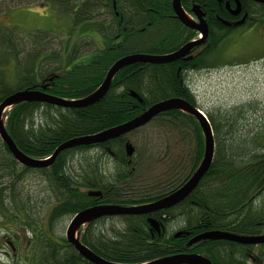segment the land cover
I'll list each match as a JSON object with an SVG mask.
<instances>
[{"label":"trees","instance_id":"16d2710c","mask_svg":"<svg viewBox=\"0 0 264 264\" xmlns=\"http://www.w3.org/2000/svg\"><path fill=\"white\" fill-rule=\"evenodd\" d=\"M171 1L49 0L47 3L70 21L72 29L67 36L80 26L96 34L95 38L86 37L81 47L77 48L79 43L75 41L71 52H66L64 43L58 50L46 48L53 39L49 34H38L43 38L38 42L26 39L31 45L27 47L24 43L18 45L14 32L0 29V67L10 64L12 68L8 77L0 70V103L25 90L80 100L102 84L110 67L120 58L174 53L196 33L185 39L181 30L176 32L175 24L159 23L161 13L171 14ZM10 2L16 7L24 5L23 0ZM199 2H204L206 8L209 3V10L219 12L212 0ZM223 38L210 37L209 48L206 46L196 55L193 68L181 61L136 63L123 68L112 79L106 95L86 108L21 103L5 114L7 134L33 160L50 158L71 139L122 125L161 101L182 99L205 114L213 131L215 150L212 165L198 186L182 203L152 215L160 225L159 234L144 216L104 219L80 230V243L99 258L115 264H145L179 254H196L212 264H264V244L252 246L212 239L192 242L212 232L246 237L264 235V110L254 121L244 119L245 112L255 110L253 105L207 112L198 105L186 83L187 74L207 69V61L212 60L214 56H210ZM73 62L76 63L69 68ZM148 125L177 134L181 141L190 142L193 149L188 167L178 162L172 168L168 166L163 186L157 184L153 193L139 199L123 195L145 167L138 149L132 147L134 154L127 155L128 137L64 151L51 166L42 169L20 166L4 144L0 147L3 210L6 217L13 215L10 211L18 213V227L29 234L32 246L35 244L36 264L41 259H50V264H82L74 248L64 238L54 236V227L61 219L98 205L137 206L154 202L177 190L192 176L204 148L197 121L184 112L169 111ZM89 151L97 153L88 159H75L77 154ZM105 165L110 166L107 171ZM31 173L41 180L46 194L41 226L34 224L33 217L39 218L41 213H32L31 197L19 190L24 177Z\"/></svg>","mask_w":264,"mask_h":264},{"label":"rangeland","instance_id":"374dc122","mask_svg":"<svg viewBox=\"0 0 264 264\" xmlns=\"http://www.w3.org/2000/svg\"><path fill=\"white\" fill-rule=\"evenodd\" d=\"M23 1V6L16 7L12 6L10 0H0V29L14 32L13 36L18 45L24 43L27 47H31L26 39L38 42L43 39L38 34H49L53 39L48 42L46 48L58 50L64 43L66 52H71L75 41L79 43L78 48L86 42V37L96 36L93 31H85L81 26L74 28L70 36H67L72 29L71 23L68 18L61 16L52 4L47 3L49 0ZM19 38L23 41L19 42ZM239 38L225 40L220 44L212 58L213 61L220 62L218 66L187 74L186 83L196 97L198 105L207 112L227 111L235 107L253 105L255 110L250 113L245 112L244 119L254 121L261 116L264 110V42L257 36ZM99 41H96L98 45L101 43ZM75 63L73 62L69 68ZM0 70L4 71L6 77L12 75L10 64L0 67ZM127 137L130 146L138 149L144 157L145 167L142 168L136 180L124 190L123 195L126 198L146 197L153 193L157 184L162 187V179L168 173V166L172 168L175 162L183 163L185 167H188V159L193 147L190 142L181 141L177 134L166 133L158 125H147ZM95 153L97 152L89 151L84 155L77 154L75 159L82 158V156L88 159ZM109 167L105 165L104 171H107ZM19 190L26 197H31L29 208L32 207V213L34 215L41 213L39 218L33 216L34 224L38 223L41 226V221L44 220L42 206L46 195L43 183L34 173H31L24 177ZM10 212L13 215L10 213V216L6 217L5 211H2L0 225L3 226L4 232H14L18 236L14 240H20L22 243L20 248H22L29 234L24 230H12V226L19 223V215L16 210ZM70 220L71 218L61 219L54 227V236L65 239ZM9 235L12 237V234Z\"/></svg>","mask_w":264,"mask_h":264},{"label":"water","instance_id":"95a60500","mask_svg":"<svg viewBox=\"0 0 264 264\" xmlns=\"http://www.w3.org/2000/svg\"><path fill=\"white\" fill-rule=\"evenodd\" d=\"M173 11L176 14L180 22L189 27L194 28L202 37H206L207 28L205 24H200L198 26H192L188 20L185 18L183 11L181 9L180 0H172ZM203 38V39H204ZM202 40L188 43L180 50L164 55V56H148V55H130L123 57L116 61L108 70L102 84L89 96L80 100H64L59 99L40 91L35 90H25L18 91L7 98H5L0 103V140L6 146L7 150L11 154L12 158L17 164L22 167L29 169H42L48 168L55 161L56 157L67 150H71L77 147H88L98 144H104L108 141H113L121 137H127L129 134L137 131L150 122L156 119L159 115L169 112V111H181L190 116H192L198 123L204 142L203 156L200 164L198 165L192 176L177 190L171 192L170 194L150 203L137 205V206H117V205H99L87 208L75 216H73L67 226L65 232V241L71 245L74 250L85 260L91 264H115L107 262L95 254H93L88 248L80 243L78 240V233L81 228L90 224L96 220L102 218L111 217H122V216H149L153 213L171 209L178 204L182 203L198 186L201 179L207 173L212 165L214 159V137L211 125L207 120L204 113H202L196 107H193L188 102L182 99H169L161 101L154 104L143 112L138 117L122 124L117 127L102 131L100 133L84 136L80 138L71 139L69 141L61 144L51 155L50 158L45 160H33L26 155H24L17 146L13 143L9 135L5 130L4 117L9 110L15 105L21 103H41L50 105L62 109H80L86 108L88 106L98 103L108 92L110 83L114 76L123 68L136 63L142 64H166L177 61L184 56L188 55L194 47L200 45ZM133 148L130 144L126 146V152L128 156L133 153ZM151 228L159 233L160 225L153 218L147 219ZM226 240L242 245H260L264 244V235L246 237V236H236L226 233L212 232L203 234L201 236L193 239L192 242H198L200 240ZM145 264H212L208 259L201 255L196 254H179L170 257H165Z\"/></svg>","mask_w":264,"mask_h":264},{"label":"flooded vegetation","instance_id":"af4514ba","mask_svg":"<svg viewBox=\"0 0 264 264\" xmlns=\"http://www.w3.org/2000/svg\"><path fill=\"white\" fill-rule=\"evenodd\" d=\"M212 1L215 3L214 5H217L219 12H214L209 10L208 9L209 3H207V8H206V4L204 2L200 3L199 0H180V5L183 14L192 26H198L202 23L205 24L207 28V35L205 38L202 37V35L198 33L194 28H189L180 22V20L177 18L176 14L173 11L172 1L170 5L171 14L165 15L161 13L159 15V20H158L159 23L166 25H169L171 23L175 24L177 26L176 32H179L181 30L180 32L183 33L185 39L188 38L190 33H196L195 38L185 43L176 51L180 50L188 43L202 40L204 38L203 42L200 45L194 47L193 50L188 55L177 60V61H181L182 63H186L188 67L191 66V68H193L195 64L192 61H194L196 55L200 53L203 49H205L206 46L207 49L209 48L210 37L219 38L223 36L224 38L220 44H222L225 40H229V39L231 40L237 37L239 38V36L240 38L257 36L258 39L264 42V0H212ZM210 5L213 4L210 3ZM221 14H223V16ZM220 44L218 45L217 49L213 51V53L211 54L210 56L211 58L218 51ZM210 64H212V66H210ZM219 64L220 62H215V61L213 62L212 60H210L209 62L207 61V69L218 66ZM2 145L3 143L0 140V147H2ZM2 188L3 185H2V177L0 172V215L1 216L3 215ZM163 211H167V210H163ZM153 214L144 217H147V219L153 218L152 217ZM111 218H115V217H111ZM104 219H110V218H102L92 223H97ZM90 224H87L86 226ZM17 226L18 225L12 226V230L13 229L19 231L24 230L22 228L20 229V227ZM86 226H84L80 230L84 229ZM3 229H4L3 226L0 225V264H36L37 259H35L34 256L35 253L33 247L35 246V244L32 246V242L30 238H28V240L25 242L24 247L20 248V245L22 244L20 240L18 239L14 240L15 238H18V236L14 232L11 233L9 231L4 232ZM7 233L12 234V237H10V235ZM81 258H82V264L83 261H85L86 264H91L83 257ZM39 262L40 264H50L51 260L41 259Z\"/></svg>","mask_w":264,"mask_h":264},{"label":"bare ground","instance_id":"6f19581e","mask_svg":"<svg viewBox=\"0 0 264 264\" xmlns=\"http://www.w3.org/2000/svg\"><path fill=\"white\" fill-rule=\"evenodd\" d=\"M142 55H144V54H142ZM128 56V55H127ZM130 56V55H129ZM121 59V58H120ZM175 62V61H174ZM200 110V109H199ZM201 111V110H200ZM180 112V111H179ZM202 112V111H201ZM203 113V112H202ZM134 154V153H133ZM37 160V159H36ZM39 160H42V159H39Z\"/></svg>","mask_w":264,"mask_h":264}]
</instances>
